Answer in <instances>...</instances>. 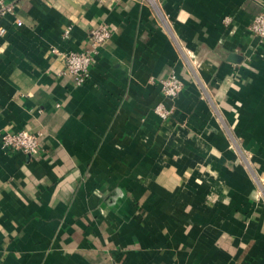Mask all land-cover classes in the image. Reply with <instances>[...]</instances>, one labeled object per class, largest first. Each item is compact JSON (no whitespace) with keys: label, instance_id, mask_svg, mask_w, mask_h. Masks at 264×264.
Here are the masks:
<instances>
[{"label":"crops","instance_id":"obj_1","mask_svg":"<svg viewBox=\"0 0 264 264\" xmlns=\"http://www.w3.org/2000/svg\"><path fill=\"white\" fill-rule=\"evenodd\" d=\"M6 1L0 264H264V0ZM101 26L76 86L59 53ZM22 130L33 156L2 149Z\"/></svg>","mask_w":264,"mask_h":264},{"label":"built area","instance_id":"obj_2","mask_svg":"<svg viewBox=\"0 0 264 264\" xmlns=\"http://www.w3.org/2000/svg\"><path fill=\"white\" fill-rule=\"evenodd\" d=\"M16 3L7 2L6 0H0V17H13L15 18ZM225 24L230 23V18H226ZM14 24L21 26L22 22L15 19ZM250 33L259 39L264 41V6L262 11L258 13L252 20L250 27ZM71 27H67L63 31V38L68 39L70 37ZM7 29L0 27V36H6ZM111 37V32L107 26H101L90 31L91 48L79 51V52H67L59 53L64 61V71L66 75H70L73 78L76 86L85 85L90 78V69L95 61V55L98 53V48L105 44ZM161 89L164 95L172 99H176L183 90V83L175 75L160 81ZM156 113L160 118L166 120L170 117L171 113L164 109H157ZM42 133H31L26 130L18 132H6L2 136V149L9 153H22L28 156L35 155L41 148ZM121 264V263H114Z\"/></svg>","mask_w":264,"mask_h":264}]
</instances>
